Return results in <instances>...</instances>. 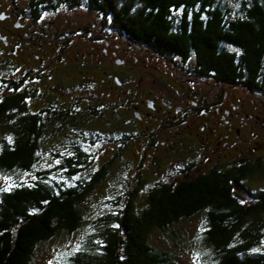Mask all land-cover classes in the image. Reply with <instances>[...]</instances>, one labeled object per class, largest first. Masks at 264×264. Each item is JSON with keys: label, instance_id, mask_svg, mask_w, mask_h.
Instances as JSON below:
<instances>
[{"label": "trees", "instance_id": "16d2710c", "mask_svg": "<svg viewBox=\"0 0 264 264\" xmlns=\"http://www.w3.org/2000/svg\"><path fill=\"white\" fill-rule=\"evenodd\" d=\"M9 1L14 8H23ZM26 4V12L37 16L43 9L82 5L102 17L103 29L114 30L137 47L180 63L191 61L194 72L203 77L264 94V0H239L240 7L234 9L223 0H28ZM14 50L12 46L7 53L15 54ZM3 59L8 66L5 73L15 70L17 78L0 79V134L5 128L10 135L9 140L0 138V174L13 177V185L0 194V264H31L41 244L69 238L79 230L81 203L115 161L110 157L93 170L90 162L86 164L85 151L71 141L72 157L65 155L64 165H43L40 151L53 141L52 133L44 129L68 132L104 117L113 119L105 126L111 130L118 114L102 115L95 106L93 118L85 120L83 114L73 115L62 107L44 104L30 109L29 98L36 99L30 100L32 104L39 103L44 90L37 93L31 85L22 86L28 68L16 55ZM96 124L103 127L102 122ZM136 127L137 123L134 131ZM184 143L172 149L183 148ZM225 163L206 172L186 169L188 174L180 178L159 181L148 188L142 207L128 193L116 213L93 221L83 249L67 264H178L171 253L150 243L151 230L168 229L197 214L207 220L201 237L208 250L207 264H264V188L251 191L244 185L262 173V161L244 158ZM75 177L76 183L65 186Z\"/></svg>", "mask_w": 264, "mask_h": 264}, {"label": "rangeland", "instance_id": "374dc122", "mask_svg": "<svg viewBox=\"0 0 264 264\" xmlns=\"http://www.w3.org/2000/svg\"><path fill=\"white\" fill-rule=\"evenodd\" d=\"M26 1L27 0H13V4H19V6L27 8ZM223 2L226 7L229 6L233 9L240 7L239 0H223ZM12 7L10 1L0 0V12L3 11L8 14L13 10ZM87 12L88 9L82 5L79 8H71L65 4L33 20L30 15L19 16L16 12L10 13L11 15L7 17L3 16V18H0V32L5 34L6 43L0 40V54L3 55V57H12L16 55V57L20 59L19 62L28 69L41 65L38 59L34 58V54H37L40 58L44 57L47 61L49 59L52 60V55L57 54L59 50L57 47H63L62 45H65L62 44L64 36H66L65 28L61 24L71 22V24H76L78 28H81L87 26V24L91 22H97L100 28V25H102V17L93 10L90 13ZM45 16L51 17L53 20L52 24H54L53 26L45 24L42 18H45ZM19 21L22 22V27H16ZM65 27H68V25H65ZM99 28L95 34H99ZM26 31L27 36L24 38L23 33ZM106 31L107 30L104 29V32ZM78 35L84 39L88 38L90 33ZM76 38L77 36L71 37L70 40H77ZM55 41L58 45L56 49L52 51L55 46L50 42L54 43ZM113 41L118 44L122 42L115 38ZM79 42L81 43V41L74 42L78 43L77 49L82 48ZM91 43L94 42L89 40L84 43V45H90ZM70 44L71 43H67L68 47L62 49L63 51L68 50V53H70L69 55L74 54L76 51L73 45ZM12 46L17 48V50H14L16 51L15 54L7 53ZM134 50L138 57L135 66L136 70L141 74L139 75L140 77L143 76L141 79H144V81L145 79L147 80V82H141L140 85L143 84L146 89H148L149 86L155 88L156 86L153 85L151 80L156 78L154 75L158 73L155 72L159 71L166 83L170 80L174 81L173 84L178 90L181 89L182 93L198 91V97L203 96V98L207 99V102L200 104L201 106H206V108L199 107L198 110L196 109L197 112H190L188 118L185 119V122L181 123L180 126L172 124V127L171 124L164 123L163 126L159 128V141H166V144L168 143L167 147L169 148H167L166 151H157L156 157L160 160L158 164L152 163V159L155 157L154 154L153 156L150 154V157L145 156L149 152H152V150L147 152V137L145 135L139 136L137 139L138 141L133 140L132 143L122 151L116 153L115 150H110V146L114 147V145L105 142L101 137L103 133L109 129L105 127L106 124L111 123L113 119L110 120L104 117H98L94 119L95 123L92 125H83L74 129L70 128L68 132H63L55 127L54 129L45 128L43 132L47 131L48 133H52L49 136V140L52 139L53 141H51L50 145H48V143L44 144L40 151L43 157V165H64L63 157H65V155L72 157V149H70L72 148L70 144L71 141L78 144L79 149L85 151L88 155L86 164L90 162V167L93 170H95L96 167L98 168L99 164H104L110 157H114L115 161L112 165L108 166V173L94 185V188L88 194L84 203H81L80 215L82 217V222L80 223L79 230L69 238L62 236L41 244L38 250H36L31 264H67L69 258L75 252L83 249L88 235L91 234V230H93L91 227L93 221H96V218L99 216L116 213L117 210L122 207L128 193H133L135 205L142 207L145 202L144 197L150 186H154L159 181H173L183 176L179 173L178 169L182 168V166L178 161L180 162L181 152L184 150L180 152L177 150L179 153H173L171 150L174 145H172V143L170 145V142L173 140V135H177L175 133L176 131H180V134L187 138L186 142L191 143L197 152L205 153L204 155L207 159H209V157L212 158L209 161L207 159L203 162L198 161L192 171L206 172L211 166L216 165V162H223V160L226 159L224 155H226L228 159H231L238 150H242V156L248 158L250 162L254 163L257 159L262 161V173L255 175L250 180H246L244 185L251 191L264 188V125L261 123L264 119V94L255 92V94H252L240 85L216 82L210 77L204 78L202 75L194 72L191 61L180 63L174 58L172 61L168 60L169 58L160 59L151 52L150 55L144 54L142 46H134ZM46 51H48V54H46ZM57 55L62 56L64 53H58ZM3 57L0 56V79L7 78L8 76L16 79V75L13 73L7 75L3 70L4 67H8L5 66ZM69 62V58L66 55L60 60H54L50 64L51 66L53 65V69L58 72V76L62 80V83H65L66 80L63 78L64 75L61 77V74L70 71L68 68ZM168 65H171V67ZM175 69H177V71H175ZM149 70L154 72L149 75L151 72H149ZM163 70L167 72L164 73ZM84 79L85 82L94 85L92 78L84 77ZM23 84H25V87H30V82L26 81L23 82ZM163 88L167 90L166 86H163ZM106 89L107 87L101 82L97 87H87L84 93L88 96V91L99 93L101 90L105 91ZM164 89L163 91L165 92ZM171 93H173V91ZM76 94V92L71 93V95ZM50 96L51 94H48L47 98L49 99ZM68 98L70 97L61 96L62 100ZM97 98L99 101H108L110 96L104 93L103 95H98ZM30 100L36 101V99L29 98L28 107L30 109L34 108L38 110V108L44 106L41 99V103L33 104ZM237 103H240L242 106L237 112L238 118L234 116L231 117L234 124H241L238 122V119L246 114L249 115L247 118L248 120L244 121V125L240 127V136H236L234 132H229L227 138H224V132L231 131L229 127L224 126L222 123L223 120L229 118L224 112L225 110L229 112L232 111L231 105ZM87 104L88 103L85 102L83 106L87 107ZM83 106H81L80 109L87 113L84 115L85 117L83 116L81 119H92L93 116L88 109H83ZM103 106L111 107V105L105 104H103ZM102 110V115L108 112V108L106 107H102ZM101 122L103 127L96 124H101ZM137 124L138 127L135 128V132L147 133V131H151V128H147V126L151 125L150 122H140ZM220 124L221 127L219 126ZM185 125L189 126L185 127ZM216 128H219V130ZM209 129L215 132L216 137L209 133ZM94 134L99 135V138L94 139L96 138L93 136ZM81 137H84L85 140L80 141ZM0 138L10 139V135L6 133L5 128L1 131ZM190 140H193V142ZM87 141H92V143L89 144ZM216 142H218V144H216ZM236 144H238L239 147L237 150H234ZM154 145L155 148L162 146L161 143H156ZM192 145H189L186 149L188 150ZM142 157L144 159L141 164ZM228 162L227 160V163L223 165H227ZM173 168H175V170H172ZM23 177L29 178L26 174L23 175ZM90 178L91 176L87 174L86 180ZM140 180H142V182H139ZM77 181L78 178L75 177L73 182L67 183L65 186L72 185ZM11 185H13V177L10 174H0V194L2 189H7ZM238 193L246 200H249L247 194L244 192ZM114 201H116L117 204H114ZM206 225V218L201 214H197L194 217L183 219L165 230L153 228L150 233V243L160 250H167L172 254L173 259L177 261L178 264H207L205 262V256H207L208 250L205 249L201 243L202 232L206 229ZM262 247L264 249V243Z\"/></svg>", "mask_w": 264, "mask_h": 264}, {"label": "flooded vegetation", "instance_id": "af4514ba", "mask_svg": "<svg viewBox=\"0 0 264 264\" xmlns=\"http://www.w3.org/2000/svg\"><path fill=\"white\" fill-rule=\"evenodd\" d=\"M12 9L13 10L11 12L8 11V14L3 11L0 12V18H3V16H10V13L14 12L18 13L19 16L30 15L32 20L36 17H39L37 16V14H30L29 12H26L28 8L16 9L12 7ZM51 10L43 9V14L38 13V15L43 16L46 13L51 12ZM90 12L92 11L88 10L87 13ZM42 18L45 21L46 25H54L52 24L53 20L51 19V17L45 16V18ZM61 25L65 28L66 36H64V40L62 41V44L65 45H62L63 47H57L58 44L56 43V41L54 43H50L54 44L55 46L52 51L57 47L59 49L57 54L64 53V55H59V57L57 54H53L52 60L49 59L47 61L44 57L40 58L37 54H34V58L38 59L41 65L32 67L30 70L27 69L22 75L20 82H30V85L34 87V90L37 93L38 90H40L39 88L43 89L45 94L42 98L43 104L62 107L64 109V112H72L73 115L75 112L83 115L87 113L80 109V107L83 106L85 102H87L88 104L87 107L83 106V109H88L90 113L93 110L92 108H94L95 106L98 111L102 110V107L108 108L107 116L109 117H113V112H116L118 114V117L116 118L117 126L111 130L105 131L103 133V136L101 137L105 142L114 145V147L110 146V150H115L116 153L118 151H122L123 149H126L133 140L138 141L137 139L139 136L145 135L147 137V152H149V150H152V152L144 155L146 157H150V154H152V156L154 154L155 157L152 159V163L156 164V162L158 161L156 157L158 153L157 151H166L167 148H169L167 147L168 143L166 144V141H159V128L163 126L164 123L180 126V124L185 122L184 120L188 118L190 112H197L196 109L198 110L199 107L206 108V106H201L200 104L207 102V99L203 98V96L198 97V91H193L192 93H182V90H178L177 87L173 84L174 81L170 80L168 83H166L159 71L155 72L158 73L154 75L156 78L151 80L153 85H155L156 87L153 88L149 86L148 89L144 88V85H140V83L147 82V80L145 79L144 81V79H141L143 76H139L141 74L136 70L135 67L138 57L134 52V46H137L134 43L130 42L128 39H124L123 37H121L118 33H115L114 30H111L107 27L104 28L105 30H107L106 32H104L102 25H100L99 28L97 22H91L87 24V26H83L81 28H78V25L76 24H71V22H65ZM65 25H68V27H65ZM22 26L23 24L21 21H19L16 25V27ZM98 28L100 29L99 34H95ZM82 33H90V35L88 36V38L83 39V37L78 35ZM23 34L25 38V36H27V31ZM76 36L77 40L73 41H81V43L79 42V45L82 46L81 49L76 48L78 46V43H74L72 40H70L71 37ZM114 38L122 42L119 44L115 43L113 41ZM0 40L3 43H6L5 34H3L2 32H0ZM89 40H92L94 43H91L90 45H84V43ZM67 43H71L73 45V48H75L76 51L74 54L69 55L70 53H68V50H62L64 47H68ZM143 52L144 54L148 55L152 53H150V51H147L146 49H143ZM46 54H48V51H46ZM66 55L68 56L70 61L68 67L70 71L68 73L61 74V77L64 75L63 78H65V83L67 84L61 82L62 80L59 78L58 72L53 69V65H50L54 60H60ZM157 57L160 59H165V57H161L159 55H157ZM168 60L172 61L173 59L169 58ZM171 65L168 66L171 67ZM150 71L151 70H149V72ZM175 71H177V69H175ZM153 72L154 71H151L149 75H151ZM163 72L165 73L167 71L163 70ZM13 74H17L15 73V70ZM84 77L92 78L94 85H92V83L85 82ZM101 82L107 87L105 91L101 90L99 93H92L91 91H88V96L85 95L84 90L87 87H96ZM22 86H25V84H22ZM163 86H166L167 90H165ZM27 87L29 88V86ZM162 88L165 90V92L168 93H165ZM172 91L173 93H171ZM73 92H76L77 94L71 95V93ZM104 93L107 96H110L111 99L109 98L108 101L104 102H91V98L94 99L98 97V95H103ZM48 94H51L49 99H47ZM61 96L70 98L62 100ZM103 104L111 105V107L103 106ZM241 106L242 105L240 103H237L231 105V109H233L232 111L229 112L228 110H225L224 113L227 114L229 118L223 120L222 123L224 126L229 127V130L231 131L224 132V138H227L229 132H234L236 136H240V127L244 125V121L248 120L247 118L249 117V115L246 114L245 116H241L238 119V122L241 123L239 125L234 124L231 117H237V112L240 110ZM71 108H75V110H71ZM140 122H150L151 125L146 126L149 129L151 128V131H147V133L135 132L134 124ZM261 123L264 125V119ZM187 126L189 125H185V127ZM219 126L221 127V124ZM249 127L252 128L251 126ZM216 129L219 130V128ZM175 133L177 135H173V140L170 142V145L171 143L172 145L179 143L181 144L184 142L185 143L183 148L177 147L176 150L172 149L171 151H173V153H179L180 151L184 150L181 152V159H179L180 162L178 161V163L181 164L182 168H179L178 170L181 175L188 174L189 171H187L186 169L192 170L193 167L198 163V161L203 162L207 158L204 155L205 153L197 152V150H194V147L187 150V138L182 136L177 131ZM209 133L216 137L215 132H213L211 129H209ZM93 136L96 137L94 139L99 138V135L94 134ZM190 141L193 142V140ZM87 143L91 144L92 141H87ZM156 143H161L162 146H159L160 149L158 147L155 148L154 144ZM216 144H218V142H216ZM238 147L239 145L236 144L234 146V150H237ZM177 150H179V152H177ZM242 154L243 151L238 150L231 159H228V157L224 155V157H226L224 161L227 163L228 160V163L230 164L238 163L241 159L245 158V156H242ZM143 157L141 159V164L144 159ZM210 159L212 158L209 157V159L207 160L209 161ZM217 163L218 162H216V164ZM213 166H211L208 170L212 169ZM172 170H175V168H173Z\"/></svg>", "mask_w": 264, "mask_h": 264}]
</instances>
